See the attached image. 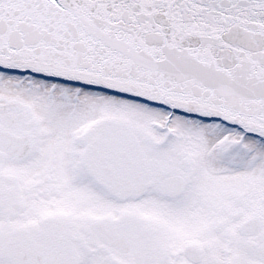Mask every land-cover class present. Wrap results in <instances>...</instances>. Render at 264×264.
<instances>
[{
  "label": "snow or ice",
  "instance_id": "6c2138e0",
  "mask_svg": "<svg viewBox=\"0 0 264 264\" xmlns=\"http://www.w3.org/2000/svg\"><path fill=\"white\" fill-rule=\"evenodd\" d=\"M0 264H264V0H0Z\"/></svg>",
  "mask_w": 264,
  "mask_h": 264
}]
</instances>
